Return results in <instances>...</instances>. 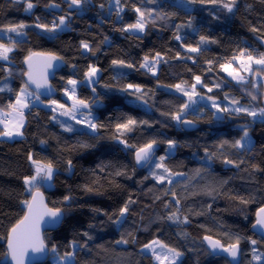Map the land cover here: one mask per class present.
Masks as SVG:
<instances>
[{
	"label": "trees",
	"instance_id": "1",
	"mask_svg": "<svg viewBox=\"0 0 264 264\" xmlns=\"http://www.w3.org/2000/svg\"><path fill=\"white\" fill-rule=\"evenodd\" d=\"M26 2L0 0V31L21 22L29 26L23 35H11V40L0 38V43L13 47L9 60H0V89L11 78L9 91H0V109L8 111L26 84V57L53 54L61 58L56 59L60 64L51 81L55 95L42 101L56 100L71 107L64 94L67 81H84L76 90L77 97L95 112L98 127L90 134L77 122L59 119L33 104L25 112L21 138L0 136V264H7V236L25 214L24 201L36 191L50 209L63 213L60 227L44 233L45 244L50 251L55 247V256L73 252V264H155L141 250L156 239L182 253L179 264H229L207 251L205 236L224 246L239 236V264H253V255L264 254V240L251 231L255 213L264 206V119L253 120L231 110L216 118L212 108L199 105L177 121L173 116L187 101L169 89L177 84L190 88L194 77L200 76L207 85L197 88L200 95L231 108L230 101L236 99L241 105L261 109L264 75L257 82L249 79L239 85L227 78L220 65L239 56L241 50L255 58L264 53L259 44L264 42V0H236L232 12L223 7L230 0L215 4L208 0H120L119 5L116 0H85L75 9L69 8L70 0H32L35 7L29 12ZM135 8L145 13L141 35L120 31L136 22L139 14ZM62 16L67 22L64 31L35 27L37 23L52 27ZM201 36L207 38L206 43L200 42ZM82 41L92 51H83ZM189 46L200 51L189 52ZM156 53L162 59L153 75L139 65L146 55L151 60ZM113 60L134 67L113 65ZM89 65L100 70L95 92L85 83ZM129 84L139 85L141 92L127 88ZM249 93L257 99L252 100ZM129 118L138 123L131 131L121 130V135L116 125ZM183 120L198 128L182 130ZM69 126L72 131H66ZM244 127L251 143L242 149L231 147L243 136ZM121 140L136 147L156 140L159 150L139 170L134 162L136 147H127ZM169 140L176 141L171 154L167 153ZM223 141L228 144L220 147ZM30 155L42 164L51 162L55 169L52 188L37 186L27 191L24 178L34 175ZM161 156L173 173L169 177L172 183L167 179L160 183L152 175L163 171L155 168ZM65 196L71 201H64ZM129 200L133 203L121 218L120 209ZM174 212L179 219H168ZM121 240L128 243H117ZM251 240L257 244L252 245ZM40 264L52 263L48 257Z\"/></svg>",
	"mask_w": 264,
	"mask_h": 264
},
{
	"label": "snow or ice",
	"instance_id": "2",
	"mask_svg": "<svg viewBox=\"0 0 264 264\" xmlns=\"http://www.w3.org/2000/svg\"><path fill=\"white\" fill-rule=\"evenodd\" d=\"M85 0H70L69 3V8L71 9L73 6H76L79 8V6L84 3ZM195 2V0H193ZM204 0H201V3H203ZM210 3H217V0H208ZM236 0H230L229 3L223 4V7L226 8L229 12H232L233 6L235 5ZM116 4H120V0H116ZM53 7H59L58 5H50ZM35 5L32 3V0H27L26 2V8L25 11L29 12L31 9H33ZM103 7V5H101ZM123 9L121 8L120 11ZM135 11L139 14L138 18L135 23L128 24L126 27L120 29V31L123 32H128L130 30H135L137 32H144L145 30V13L141 11L140 8H135ZM119 15V13H118ZM148 15H151L149 12ZM39 19V18H37ZM60 26H67L66 22V17H60L59 18V23L57 24L55 21L52 24V27H49L46 24H40L37 23L35 27L37 28H42L45 31L52 32L55 31L56 28ZM29 27L28 25L24 23H19V24H13V25H7L5 26V29L9 33H16L17 35H23V30ZM255 31V29H253ZM176 40H181L180 35L175 36ZM200 42L201 43H206L207 38L204 36L200 37ZM81 47L87 51H92L90 45L87 42L82 41L81 42ZM13 51V47H9L8 45L4 43H0V60L7 61L9 60V53ZM189 52H195L198 53L200 51L199 47H188ZM41 55L37 53H31L28 57L25 59V63L28 64L29 66V72L26 73L28 76L29 82L33 83L36 85L37 89L40 88H49L50 86L48 85L47 82V77L43 76L41 79H37L32 72V67H33V57ZM48 55V63L47 67H51V61L56 60V59H61L60 57H57L53 54H47ZM177 56L179 57V53H177ZM245 60H241V57H245ZM161 54L156 53L155 57H153L151 60L149 56L144 57V62L139 65L140 68L145 69L147 72H151L153 75L156 74V68L157 65L161 62ZM191 59V57H189ZM234 61H239L240 62V68L246 72V73H251L254 77L257 75H264V53H261L259 58L253 57L251 53H246L245 50H241L239 53V56L234 55L230 60H227L225 63L220 65V68L228 74V76H231L233 80H236L238 83H244L247 82L245 76L241 75L239 71H237L235 68H233L231 65ZM113 65H119V66H124L128 68H133L134 65L127 63L124 60H113L112 61ZM209 64H211V61H209ZM253 64L256 66H259L257 69H253ZM209 71L212 69L209 68ZM99 69L93 65L88 66V70L84 73L85 81L87 84H95L98 81L95 79L99 73ZM195 84L191 85L192 92L189 93L185 88L181 86V84L175 85V88L183 92L184 95L189 97L190 103H195V100L192 98L194 95H198L196 93V86L197 85H202L203 87H207V85L202 84V80L200 76H195ZM78 83H84V81H77L76 79H68L67 84L71 85V89L69 90L68 88L64 89V94L68 96L70 100L73 101V104L71 106V109L61 112V115H69L70 113H75L79 112L81 108H88L89 105L85 100L79 99L76 96V87ZM255 83L253 84V87H255ZM216 87H219V85H216ZM127 88L132 89L134 88L136 92H141V88L139 85H133L129 84L127 85ZM3 89H0L2 91ZM93 92H95V88L92 89ZM208 91L211 92L212 88H208ZM33 93L28 91V84L26 83L24 87L21 88L20 93L16 97V102L15 104H10L8 107L12 110L10 113L7 115L12 117V119H3L0 120V123L5 125V130L3 132H0V136H7V137H12L13 135L17 136H22L23 133L20 131V129L24 126V112L23 109L27 108L29 105L26 102V98L28 96H32ZM251 96L252 100H256L257 97L255 95H252L249 93ZM37 100H39V96L37 95L35 97ZM203 99V97H201ZM209 100L212 101V107L217 110V112H229L230 110L235 112V113H244L248 116L251 117H257L258 115L261 118H264V108L259 109L258 111L256 109H251L246 105H241L239 100L232 99L230 101V104L233 105L231 109L228 106L221 107L220 104L216 102V100L213 97H208ZM225 99L227 100L228 97L225 95ZM51 104L57 105L59 108H64L63 104H58L56 100L50 101ZM189 107V104H184L181 106V111L180 113H177L176 115L173 116V119L177 121L182 120V113L185 109ZM55 111L56 109H52ZM14 114V115H13ZM90 113L88 117H85V121L87 123V126L91 128L93 131L97 129V124L93 123L92 120L89 118ZM74 118V117H73ZM53 119H56V117H53ZM80 123V121H77ZM184 124L190 125L193 122L192 121H187L184 120L182 121ZM137 121L129 118L126 123H121L117 124L116 128L118 132H121V130L124 131H131L132 127L137 125ZM140 123H147L146 121H141ZM243 136L239 140H236L234 143L231 144V147L233 148H239L242 149L245 147V143L250 144L251 142L248 140L249 132L248 128L244 127L243 129ZM66 131H72V128L69 126L66 128ZM121 135H123V132H121ZM121 143H124L127 147H136L134 145H128L127 141L121 140ZM43 143V141H42ZM156 140H151L150 142L144 144L143 146L136 147L135 151V160L137 164H141L142 162H151L152 157L154 155V146L157 145ZM169 148H174L176 146V141L174 140H169L167 141ZM225 144H228V141H223L220 145V147H223ZM250 150V149H249ZM207 152V150H205ZM210 158V157H209ZM29 160L32 161L33 165H35V175L32 176H27L24 178V184L28 186V190H31L33 187L36 186V183L38 180L40 181H51L53 179L55 169L51 162L47 164H42L38 161H35L32 159L31 155L29 156ZM165 157L161 156L159 157V162L155 163V168L157 169H162L161 174H157L155 172L152 173L153 177L157 179L158 182L163 183L166 179L168 180V183H172L171 179H169L170 176L173 175L171 170L164 164ZM226 164H234L235 162L232 160H225L224 161ZM69 168L72 166V161H68ZM239 167V165H236ZM122 173H117V175H120ZM166 174V175H165ZM175 175H180L179 173ZM88 191H91L92 189L88 188ZM210 194V193H209ZM173 196H175V193H173ZM71 197L65 196L64 201H71ZM24 203L27 205L28 212L24 216V218L19 221L15 226H13L9 232L8 235V249L11 254L12 260L16 262V264H23V257L26 254L27 250L31 248L35 252H42L45 249V245L43 240L40 238L39 234V224L40 221L43 219L45 215L51 217L54 221H57L60 219V217L63 215L62 211L60 209L56 210H50L46 209V206L43 205V197L37 191L33 197L32 201H24ZM130 203H133V201L129 200L125 205L120 209L119 216L121 218L125 217V214L128 212V205ZM176 203L179 204L180 201L176 200ZM167 207V205H166ZM40 208H44V211H40ZM179 209H177V212ZM258 219L256 221V225H260L261 227H264V208H261L260 211L257 213ZM168 219L171 220H178L179 217L177 216V213L174 212L172 213L171 216L168 217ZM121 222V221H117ZM184 222L187 223V217L184 218ZM256 225H253L255 228ZM85 236H88V233H84ZM91 239V237H89ZM204 239L208 241L209 246L213 249H221L223 252L228 253L231 257L235 258L237 257L240 249L239 245L241 242V238L237 236L234 240L233 243L228 244L227 246H224L219 240H213L209 236H205ZM117 243H128L127 240H121L118 241ZM252 245H256L257 241L256 240H251ZM154 245H158L160 249L162 250L161 252H157L156 248ZM75 246V243H74ZM86 246V245H85ZM144 248L146 249H151L153 256L157 261H159V264H176L177 260L179 257L182 255L181 252L177 251L174 248H170L168 245L163 244L159 240H153L149 244L144 245ZM166 251H163L165 250ZM53 251H55V247L53 248ZM256 249H253V252L255 253ZM74 253L73 252H67L64 254L63 257H61V260L65 261V264H73V258ZM262 256L261 255H253L254 260H261Z\"/></svg>",
	"mask_w": 264,
	"mask_h": 264
},
{
	"label": "water",
	"instance_id": "3",
	"mask_svg": "<svg viewBox=\"0 0 264 264\" xmlns=\"http://www.w3.org/2000/svg\"><path fill=\"white\" fill-rule=\"evenodd\" d=\"M259 44L264 50V42L260 41ZM32 63H33V67H32L33 75L37 79H41L43 76H46L48 85L50 86V89L49 88L37 89L36 85L31 83V82H29L28 76L25 75V80H26V83L28 84L29 89L33 93L38 95L41 99H45V100L52 99L54 97V95H55V90H54V88H53V86L51 84V81H52V79L54 77V73L59 68V64H60L59 61L58 60H52L51 61V67H47L46 65L48 63V57L47 56H43V55H37V56L33 57V62ZM25 66H26V70H27L26 73H28L29 72V66H28L27 63H25ZM261 85H262V101H261V105H262V108H264V77H263ZM180 128L182 130H184V131L190 132V131H194L196 128H198V126L195 125L194 123H192L190 125H187V124H184L183 122H181ZM158 150H159V147L157 145H155L154 146V154ZM134 162H135L136 168L139 169V170L144 169L149 163V162H142L141 164H137L136 160H135V153H134ZM36 192H34L32 194L29 202L32 201V197H33V195ZM40 194L42 195V193H40ZM42 197H43V205L46 206V209H50L47 206L45 197L43 195H42ZM261 208H264V206L261 207ZM260 209H258L257 212L255 213L254 225H256V221L258 219L257 213L260 211ZM44 210H45L44 208H40V211H44ZM50 210H53V209H50ZM27 212H28V208H26L24 216L27 214ZM24 216H23V218H24ZM62 221H63V215L57 221H54L51 217H49L47 215H45L43 217V219L40 221V224H39V234H40V238L43 240V242H44V233L45 232L54 231V230L58 229L60 227ZM251 231H252L253 234H255L256 236H258V237H260V238H262L264 240V227H261L260 225H256L255 228L252 227ZM213 240H215V239H213ZM203 241H204V244H205V247H206L207 251L212 256H214V257H222V258L226 259L229 264H239L240 258H241L240 246H239L240 251H239L237 257L233 258L228 253L223 252L221 249L213 250L209 246L208 241H206L205 239ZM44 245H45V249L42 252H35L31 248H29L27 250L26 254L23 257V264H40V263H44L48 259L49 255H50V250L47 247V245L45 244V242H44ZM6 250H7V253H8L7 264H16V262L14 260H12L11 254H10L9 249H8V236H7V241H6Z\"/></svg>",
	"mask_w": 264,
	"mask_h": 264
},
{
	"label": "rangeland",
	"instance_id": "4",
	"mask_svg": "<svg viewBox=\"0 0 264 264\" xmlns=\"http://www.w3.org/2000/svg\"><path fill=\"white\" fill-rule=\"evenodd\" d=\"M79 7H80V6H79ZM75 8H77V7H76V6H73L71 9H75ZM59 18H60V17H58V21H57V23H59ZM66 28H67V26H60V27H58V29H56V30L59 31V32H61V31L66 30ZM129 32H130V33H134V34H136V35H141V34H143V32H137V31H135V30H130ZM83 51L86 52L87 50L83 49ZM245 59H246V56H245V57H241V60H245ZM1 61H4V60H1ZM157 67H158V65H157ZM232 67L235 68L237 71H239L241 75L245 76L246 81H249V79H251V80L254 81V82H257V81L260 80V75H257V76L254 77L251 73H246V72H244V71L240 68V62H239V61H234V65H233ZM258 67H259V66H256L255 64H253V69H254V70L257 69ZM156 69H157V68H156ZM225 75L227 76V78H228L229 80L233 81L235 84H239V85H240V84H243V83H238L236 80H233L232 77H231V76H228V74H227L226 72H225ZM98 77H99V73H98L97 77H95V79L98 80ZM262 80H263V79H262ZM10 81H11V78H10V77H7L6 80H5L4 82H2V89H3L2 91H9L10 86H11ZM85 83H86V86H87L88 88H90V89H92L93 86L96 84V83H95V84H91V85H89V84H87L86 81H85ZM244 83H246V82H244ZM261 83H262V81H261ZM194 84H195V83H194ZM80 85H81V83H78V85H77V87H76V90H77V88H78ZM201 86H202V85H197V86H196V90H195L196 93H198L197 88H199V87H201ZM71 87H72V86L68 84V88L71 89ZM182 87L185 88L189 93L192 92L191 87H190V88H186V87H184V86H182ZM28 91L31 92V93H33V92L30 91L29 89H28ZM169 91H171V92H173V93H176L177 95H180V96L184 97L185 100L187 101V104H189V107H188L187 109H185V110L183 111V113L181 114L182 116H183L184 114H186L189 110H195L199 105H206V106L212 108V109L215 111V117H216V118H220V117H221L222 112H217V110L211 106V105H212V101L209 100L208 98H206V97L200 95L199 93H198V95H194V96L192 97V98L195 100V103H190V101H189V97L186 96V95H184L183 92L178 91L176 88H174V89H169ZM19 93H20V92H19ZM36 96H37V95H36L35 93H33L32 96H28V97L26 98V102L28 103L29 106H31V105L34 104V105L37 106V107H41V108H45V109H48L49 107H51L52 109L55 108V107H53L54 105H50L51 103L48 104V103L42 101V99H41L40 97H39V100H37V99L35 98ZM76 96H77V91H76ZM201 97H203V99H201ZM66 100H67L68 103L72 106L73 101L70 100V99L68 98V96L66 97ZM15 102H16V99H15ZM15 102H14L13 104H15ZM216 102H217L218 104H220L221 107L228 106V105H224V104H222L220 101H216ZM134 104L137 105V106H139V107H141V108H145V106H144L143 104H139V103H134ZM228 107H229V106H228ZM57 108H59V107H57ZM229 108L231 109V107H229ZM70 109H71V108H70ZM25 110H26V108L23 109L24 115H25ZM61 110H62V109H61ZM256 110L258 111V109H256ZM0 111L6 115V116H4V117L1 118V119H5V118H7V119H12V117L10 118V116H7V114L10 113V112L12 111L11 109H9L8 111H3V110L0 109ZM64 111H65V110H62V111H60V113H61V112H64ZM54 112L56 113V110H55ZM60 113H59V114H60ZM75 113H76L79 117H77V116L74 115L73 113H70L69 115H61V114H60V117H61L62 119H64V120H67V119H75V120H77V121H80V123H78V124H80L84 129H86L87 132H89L90 134H95L96 130L93 131L91 128H89V127L87 126V123L84 122V121H85V117H88V116H89V113H90L91 115H90L89 118H90V119L92 120V122L94 123V119H95V116H96L95 112L92 111V110L90 109V107H88V108H81L79 112H75ZM73 117H74V118H73ZM252 119H253V120H262V119H264V118H261V117L258 115V116L255 117V118L252 117ZM24 121H25V116H24ZM0 127L5 128V125L1 123V124H0ZM23 127H24V126H23ZM23 127L20 129L21 132H22V130H23ZM15 137H19V136L14 135V136L9 137V138H7V139H9V140L17 139V138H15ZM21 137H22V136H20V138H21ZM173 151H174V148H171V149H170L169 146H168V148H167V153H168V154H171V153H173ZM33 170H34V175H35V165H33ZM70 171H71V168H70ZM25 186H26V185H25ZM37 186H43L45 189H50V188H52V180H51V181H40V180H38L37 183H36V186H35V187H37ZM33 188H34V187H33ZM26 189H27L28 192L31 191V190H28V186H26ZM156 240H157V239H156ZM160 242H161V241H160ZM163 244H164V243H163ZM154 247L156 248V251H157V252H161V251H162L158 245H154ZM141 251H142L144 254L150 255V256L153 258V261H154L155 264H159V261H157V260L155 259V257L153 256L151 249H146V248L143 247ZM163 251H166V249L163 250ZM55 255H57L56 252L53 251V250H51V251H50L49 260L51 261L52 264H65V261L61 260V257H59V256H55ZM182 258H183V256L181 255V256L179 257V259L177 260L176 264H179L180 261L182 260ZM72 260H73V258H72ZM252 263H253V264H263L264 261H263V260H259V261H257V260L252 259Z\"/></svg>",
	"mask_w": 264,
	"mask_h": 264
},
{
	"label": "crops",
	"instance_id": "5",
	"mask_svg": "<svg viewBox=\"0 0 264 264\" xmlns=\"http://www.w3.org/2000/svg\"><path fill=\"white\" fill-rule=\"evenodd\" d=\"M14 34H16V33H9V32H7L6 30L5 31H0V38H2V39H6V40H11V38H10V36L11 35H14ZM10 47V46H9ZM11 53V52H10ZM9 53V54H10ZM50 102H48V104H49ZM58 104H60V103H58ZM50 105H53V104H50ZM29 107V106H28ZM28 107L26 108V110H25V112L27 111V109H28ZM53 107H55V109H56V113L52 110V108L51 107H49L47 110H50L57 118H59V119H62L61 117H60V111H62V110H65V111H67V110H69L71 107H67V106H64V108H57L58 106L57 105H54ZM62 109V110H61ZM74 115H76L77 117H79L76 113H73ZM14 115V114H13ZM4 116H6L4 113H2L1 111H0V120H3V119H1V118H3ZM8 116V115H7ZM11 118V117H10ZM5 119H7V118H5ZM62 120H64V119H62ZM64 121H73V122H77V120H75V119H67V120H64ZM78 123V122H77ZM1 124V123H0ZM24 125H25V121H24ZM1 129H3V130H5V128H2V127H0ZM14 136V135H13ZM3 138L4 139H6V140H9V139H7V138H9V137H7V136H3ZM15 138H20V136L19 137H15ZM13 140V139H12Z\"/></svg>",
	"mask_w": 264,
	"mask_h": 264
},
{
	"label": "built area",
	"instance_id": "6",
	"mask_svg": "<svg viewBox=\"0 0 264 264\" xmlns=\"http://www.w3.org/2000/svg\"><path fill=\"white\" fill-rule=\"evenodd\" d=\"M27 111H29V109H27Z\"/></svg>",
	"mask_w": 264,
	"mask_h": 264
}]
</instances>
